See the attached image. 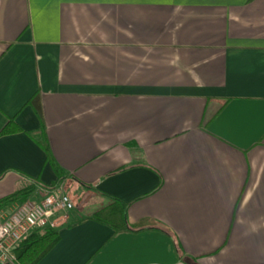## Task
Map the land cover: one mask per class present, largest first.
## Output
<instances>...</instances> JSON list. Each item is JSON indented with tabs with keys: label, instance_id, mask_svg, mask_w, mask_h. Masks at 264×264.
<instances>
[{
	"label": "crops",
	"instance_id": "crops-1",
	"mask_svg": "<svg viewBox=\"0 0 264 264\" xmlns=\"http://www.w3.org/2000/svg\"><path fill=\"white\" fill-rule=\"evenodd\" d=\"M35 108L84 210L37 264H264V0H0V198L56 179Z\"/></svg>",
	"mask_w": 264,
	"mask_h": 264
},
{
	"label": "trees",
	"instance_id": "trees-1",
	"mask_svg": "<svg viewBox=\"0 0 264 264\" xmlns=\"http://www.w3.org/2000/svg\"><path fill=\"white\" fill-rule=\"evenodd\" d=\"M35 113L40 121L38 129L30 133L33 140L39 145V147L45 153L46 162L52 168L56 179L50 183V185H57L64 177L63 172L58 167L57 163L53 159L52 153L48 146L46 136L43 130V123L40 110L35 108ZM20 128L14 123L12 119H9L6 125L0 130V135L11 134L20 132ZM39 184H43L38 179H30ZM86 189L95 190L91 186H85ZM34 185L29 183L20 189H17L0 198V208H6L13 203H19L26 200L33 192ZM102 196L108 199L107 204L97 209L89 215L90 219L96 222L102 223L114 232H121L128 229L125 217V203L117 198L100 193ZM59 239L58 230L50 227L44 229H37L30 233L21 243L15 248L16 264H37L56 244ZM191 264H196L191 261Z\"/></svg>",
	"mask_w": 264,
	"mask_h": 264
},
{
	"label": "built area",
	"instance_id": "built-area-1",
	"mask_svg": "<svg viewBox=\"0 0 264 264\" xmlns=\"http://www.w3.org/2000/svg\"><path fill=\"white\" fill-rule=\"evenodd\" d=\"M37 197L0 208V264H16L15 248L30 233L50 227L58 230L68 223L75 207L62 180L56 186L30 181Z\"/></svg>",
	"mask_w": 264,
	"mask_h": 264
},
{
	"label": "rangeland",
	"instance_id": "rangeland-1",
	"mask_svg": "<svg viewBox=\"0 0 264 264\" xmlns=\"http://www.w3.org/2000/svg\"><path fill=\"white\" fill-rule=\"evenodd\" d=\"M62 180H64L65 181V189H66V191H67V193H68V195L70 196V192H69V186H68V183H67V181H66V178H65V175H64V177H63V179ZM61 180V181H62ZM60 181V182H61ZM59 182V183H60ZM52 183V182H51ZM58 183V184H59ZM43 185H49V186H52V185H50V183H48V184H46V183H43ZM54 186H56V185H54ZM31 197H37V194L36 193H32L28 198H31ZM70 198H71V196H70ZM71 200L73 201V203H74V208L72 209V211L70 212V216H69V219L68 220H70V221H72V215H74V214H79V213H84V210H82L81 208H79V209H81V210H79L78 208H77V202H76V200L75 199H72L71 198Z\"/></svg>",
	"mask_w": 264,
	"mask_h": 264
}]
</instances>
